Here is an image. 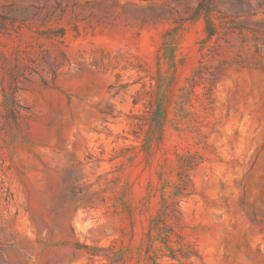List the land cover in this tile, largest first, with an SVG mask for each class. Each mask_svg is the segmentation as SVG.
Instances as JSON below:
<instances>
[{
  "label": "rangeland",
  "instance_id": "374dc122",
  "mask_svg": "<svg viewBox=\"0 0 264 264\" xmlns=\"http://www.w3.org/2000/svg\"><path fill=\"white\" fill-rule=\"evenodd\" d=\"M164 197L264 264V0H0V264H178Z\"/></svg>",
  "mask_w": 264,
  "mask_h": 264
},
{
  "label": "trees",
  "instance_id": "16d2710c",
  "mask_svg": "<svg viewBox=\"0 0 264 264\" xmlns=\"http://www.w3.org/2000/svg\"><path fill=\"white\" fill-rule=\"evenodd\" d=\"M208 1L210 2V0ZM207 23L210 26V32L211 35L213 36L216 30V26L212 21H208ZM175 206L176 204L172 202L169 203L166 197L162 199L161 209L158 215L154 218V220L151 223L149 238L152 248L155 246L156 242H159L163 249H168L167 252H162L161 255L162 258L171 259L173 262H177L178 264H185L183 260H190L192 257V253L189 249L190 247L189 248L182 247L179 241L181 240L180 237L179 240H176L175 242L178 245V248H173L169 246L170 235L168 233H171V230L170 227L166 225V220L168 219L179 220L178 211L176 210ZM167 229L168 232L167 231L165 232V230ZM154 264L157 263L154 262Z\"/></svg>",
  "mask_w": 264,
  "mask_h": 264
}]
</instances>
